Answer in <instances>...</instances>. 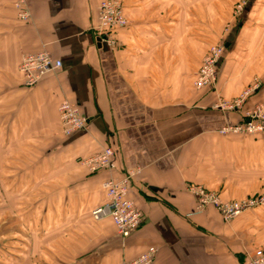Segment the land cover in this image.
Masks as SVG:
<instances>
[{
	"label": "crops",
	"instance_id": "1",
	"mask_svg": "<svg viewBox=\"0 0 264 264\" xmlns=\"http://www.w3.org/2000/svg\"><path fill=\"white\" fill-rule=\"evenodd\" d=\"M101 1L26 0V21L18 0H0V264H122L150 246L152 264H243L264 248V207L226 222L214 206L195 213L187 187L264 194V133L222 134L243 109L215 108V91L194 83L224 42L217 94L258 82L244 106L264 103V0H122L129 22L114 47L94 30ZM42 50L63 66L26 87L22 57ZM64 100L88 119L70 136ZM106 147L111 165L92 170ZM131 172L143 223L123 237L92 211L104 182Z\"/></svg>",
	"mask_w": 264,
	"mask_h": 264
},
{
	"label": "built area",
	"instance_id": "2",
	"mask_svg": "<svg viewBox=\"0 0 264 264\" xmlns=\"http://www.w3.org/2000/svg\"><path fill=\"white\" fill-rule=\"evenodd\" d=\"M16 8L21 19L27 20L31 17L26 0H18ZM242 8V5L239 6ZM97 25L94 30L101 42L109 47L116 44V29L126 26L128 18L124 12L122 0H103L97 6ZM226 46L224 42L210 46L199 68L194 86L199 90L211 88L218 92V65L223 58ZM63 66L61 59L54 58L48 51L42 50L27 53L22 57L19 70L24 78L26 87L36 86L44 75L57 71ZM259 87L255 83L242 91L238 97L226 100L219 97L215 108L222 111H236L244 108L246 101ZM63 124V132L70 136L74 132L86 128L88 119L81 108L69 100H64L59 108ZM221 133H264V106L257 105L243 112V117L238 123L226 124ZM114 156L112 147L104 148L100 153L88 159L92 170L107 168L111 165ZM133 173L123 178H112L104 182L106 201L92 211V217L96 221L111 219L117 232L123 237H128L141 227L143 214L134 200L129 197V189ZM187 189L197 198V209L195 213H202L208 206H214L226 222H231L242 213L254 208L264 207V194L253 195L242 199L224 200L214 191L197 184L189 185ZM158 248L150 246L139 257L122 264H152ZM243 264H264V248H257L254 253Z\"/></svg>",
	"mask_w": 264,
	"mask_h": 264
},
{
	"label": "rangeland",
	"instance_id": "3",
	"mask_svg": "<svg viewBox=\"0 0 264 264\" xmlns=\"http://www.w3.org/2000/svg\"><path fill=\"white\" fill-rule=\"evenodd\" d=\"M103 1V0H102ZM31 14V13H30ZM127 17V16H126ZM24 20V19H23ZM27 20H29V19H27ZM26 20V21H27ZM129 21V20H128ZM218 85V84H217ZM218 88H219V86H218ZM197 89V88H196ZM199 90V89H198ZM203 90V89H202ZM215 96H216V102H215V104L217 103V101H218V99H219V97L221 96V94H217V93H215ZM239 96V95H238ZM237 96V97H238ZM215 104L213 105L214 107H215ZM263 105L264 106V103L263 102H258V103H255L252 107H249V108H245V106H244V108H243V112L245 111V110H248V109H251V108H253V107H255V106H257V105ZM231 112H233V111H231ZM223 134V133H222ZM230 134H244V133H230Z\"/></svg>",
	"mask_w": 264,
	"mask_h": 264
},
{
	"label": "water",
	"instance_id": "4",
	"mask_svg": "<svg viewBox=\"0 0 264 264\" xmlns=\"http://www.w3.org/2000/svg\"><path fill=\"white\" fill-rule=\"evenodd\" d=\"M100 41V39H98Z\"/></svg>",
	"mask_w": 264,
	"mask_h": 264
}]
</instances>
